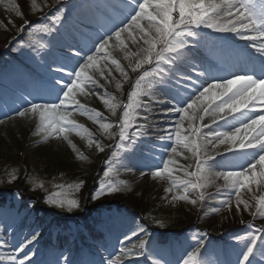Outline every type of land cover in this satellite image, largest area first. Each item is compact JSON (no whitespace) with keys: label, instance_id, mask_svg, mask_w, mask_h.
<instances>
[{"label":"snow or ice","instance_id":"6c2138e0","mask_svg":"<svg viewBox=\"0 0 264 264\" xmlns=\"http://www.w3.org/2000/svg\"><path fill=\"white\" fill-rule=\"evenodd\" d=\"M13 7L23 23L18 35L10 38L6 46L11 47L18 42L13 51L22 50L24 42L19 40V35L28 26V47L37 56L44 50L51 53L39 60L34 58L33 71L18 74L22 86L17 96L19 103L9 110L13 116H37L42 131L46 133L44 139L54 136L71 145L67 135L69 131L91 136L81 125L68 118L70 113L67 109L79 110L100 121L101 114L88 109L77 97L91 95L99 86L98 80L89 75V70L98 71L100 77L107 79L97 61H103L107 67L110 49L118 48L124 52L132 71L139 70L142 74L136 79L128 102L123 104L120 121L115 125L100 122V128L113 139L116 133L110 130L114 127L119 129L118 142L108 145L109 149L114 146L117 150L112 152V157L119 153L131 154L136 141L154 126L151 117H163L166 122L168 117L179 116V120H173L171 126L161 130L163 134L159 135V140L172 144L170 158L163 161V169L151 157L145 159L142 167L151 170L152 177L167 174L171 179L175 169L170 165L178 163L171 157L182 155L179 148L187 149L195 157L197 172L202 171V166L224 169L215 172V176L224 181L221 190L228 192L227 198L218 200L219 205L231 212L234 194L237 213L243 206V210L249 211L253 217L264 216V194L252 195L256 211H251L249 201L242 198V190L253 193V185L264 191V0H104L95 6L96 13L81 21V27L61 40L58 46L53 44V40L66 19L67 0H52L51 4L44 0L43 6L32 0V14L39 13L37 19L46 23L32 24L23 18L24 13L18 5ZM49 11L54 14L49 16ZM5 31L8 29L5 28ZM35 33H44L51 38L40 42L33 39ZM235 38L244 41V46L241 47ZM129 42L136 47L135 52L130 51ZM111 63L121 71L125 80L129 79L116 60ZM145 65L150 67L145 69ZM145 81L146 88L143 86ZM116 87L119 89L121 85L117 83ZM103 102L113 114L120 106L119 102L110 103L108 99ZM206 115L211 117L210 123L197 124V120L203 122ZM4 117L11 118L8 112L4 113ZM185 122L187 127H184ZM133 128L134 131H129ZM221 128L234 130L217 131ZM89 144H95L99 152L105 150L99 141L89 140ZM72 147L75 150V146ZM162 148L165 153L169 152L166 144ZM209 148L212 155L207 154ZM202 150L205 152L203 157ZM111 171V167L105 171L106 178ZM197 172L187 171L186 174L193 177L197 176ZM145 175L141 172V176ZM16 180L17 176L12 174L8 183ZM182 184V194L173 195L174 201H188L190 191L198 192L197 198L190 200L192 205L208 198L202 191L205 184L199 178L195 182L183 181ZM122 186H125L123 180L101 183L91 199L99 201L106 195L120 192ZM43 187V184L34 185L33 190ZM176 187L173 184L166 191L172 192ZM16 197L20 199L18 192ZM45 202L68 212L80 207L75 200L65 202L55 196ZM24 207L31 210L30 204ZM219 210V207L211 208L213 214ZM18 215L19 209L0 206V219ZM118 223V216L108 213L98 226L110 233ZM157 223L160 224L159 221ZM136 228L137 231L124 236L120 243L123 245L136 236L147 237L134 246L138 251L121 247L119 254L113 256L102 244L101 248L107 255L101 257L98 264H124L123 257L136 255L146 256L151 264H168L160 250L152 246L147 228L139 225ZM3 230L15 231L8 226H4ZM39 236L38 231H33L30 238L23 236L12 253L0 255V264H39L34 259L37 252L32 247ZM192 240L199 247L188 254L183 264H203L197 253L204 247L205 241L199 233L192 236ZM234 241V258L229 264H264V226L248 231L244 237L236 236ZM6 243L0 237V247ZM64 264H71V261L65 259ZM80 264L97 262L81 260Z\"/></svg>","mask_w":264,"mask_h":264},{"label":"rangeland","instance_id":"374dc122","mask_svg":"<svg viewBox=\"0 0 264 264\" xmlns=\"http://www.w3.org/2000/svg\"><path fill=\"white\" fill-rule=\"evenodd\" d=\"M36 3L39 6H43L42 0H36ZM14 4L19 6V9L24 13V15L30 16V13H32V0H0V39L1 34H5L3 28L13 26L11 23H9V21H14L15 16H17L13 7ZM37 14H35V16ZM129 49L132 52H135L137 50L136 47L130 42ZM110 52L111 56L109 57V60H114L112 59V57L116 56V61L119 63L120 67H122L123 71L128 74V69L125 67V62H127L128 60L124 58V52L115 47H112L110 49ZM97 62L100 63L101 61ZM100 68L104 71L105 76L108 73V70L106 69L107 67L103 65ZM120 73L121 71L119 70L115 72L114 75L117 76ZM89 75H92L94 79L98 80L99 86L92 92L91 95H81L77 98L80 100V103L85 105L88 109H94L95 112L101 114V119L99 122L94 119H86L81 125L83 129H86L88 133H91V136H88L83 132L78 134L76 131H69L67 135L69 140H71L72 142V144L69 145L67 141L63 140L62 138H56L54 136H50L47 139H44L46 133L42 131L39 118L37 116H33L32 114H27L24 117H17L12 115L10 116L11 118L7 120L1 118V120H3V123H0V180L6 179L9 181L12 174H15L16 176L22 174L23 168L21 162L25 161L26 164L24 165L31 168V172L28 174L26 179L28 183H25V185H30L32 188H34V185H44L42 189L35 188V191L37 193L44 194V199L40 200L42 203H46V199L53 196L58 199H62L65 202L69 200H75L79 203V209H75L72 212H68L66 209L61 210L53 205H49L46 203L47 205L53 207L54 209H57L58 211H61L67 216H70L75 212L79 213L82 205L88 206V202H91L90 195L94 191L96 192L97 187H99L101 183H107L109 181L108 179H111L113 183H118L119 181L123 180L125 181V186H122L123 191L132 193L135 196V202L132 201L131 197L126 198L127 205L134 202V204H138L141 208L143 207L142 210H144V208L147 209L146 216L148 213H153L155 217L169 219L172 222L182 223L184 221V219L182 218L184 209H187L188 211L193 210L195 208H198L203 202L201 203L200 201H198L196 205H192L190 201L186 203L179 199L174 201L172 199V196L178 195L176 190L174 189V191L172 192L166 191V189L170 187L166 186V184H164L163 181H160L159 178L152 177L149 173H147L144 177L134 181L136 177V166L134 164H132V167L130 168H127L126 166L117 167V165L115 164V160H111L101 169L100 175L102 176L103 181H100L97 187H92L83 183L81 184V181L89 176L88 171L83 169V167L86 165L87 159H91V154L89 155L86 152H83L78 156L77 153L81 152V148L83 146H85L89 152L90 149H92L94 153H97L95 144H89V140L104 141V137L106 135H109L100 128V122L111 123V121L107 117V113H109L110 110L103 101L105 99H108L110 103H117L116 95L102 94L101 81H103L105 85H109L106 79L104 77H100L98 71L94 72L93 70H89ZM117 83L114 84V90L117 93H121L123 85L119 83L121 87L117 89ZM113 98L115 99L113 100ZM205 103H207V101H205ZM117 109L115 113L117 112ZM67 113H70L68 118L74 120L77 124L82 122L80 119H78L79 113L76 110L69 108L67 109ZM110 113L112 112L110 111ZM206 117L208 116L206 115ZM112 130L113 129H111L110 131ZM149 144L151 146V142ZM72 145L75 146V150H73ZM209 149L206 150L207 154H209ZM204 154L205 152L204 150H202L201 157H203ZM77 156L84 164L81 163ZM179 156L181 155L171 157L178 162L176 164L170 165V168L174 167L175 169V181L173 183H178L180 181L186 180L187 178H190L186 174L187 171L197 172L195 157L192 154L184 153L177 160V157ZM62 157H66L68 159L67 165H65L63 162L60 164L59 160H61ZM169 158L170 155L168 156V159ZM79 167L82 168L79 169ZM109 167L112 168V171L109 172V175L106 178L104 173ZM98 169L99 168H96L94 169V171H97ZM129 169H131V171H129ZM213 175L214 172H211V169L204 168L202 166V171L197 172V176H195L194 179L197 180V178H199L201 182L205 184V187L202 189V191L205 192L208 198H227L228 192L221 190V186L224 184V181L222 179L216 178ZM131 181H134L132 182V185L130 184ZM77 185H79V187H77ZM252 188L253 193H248L247 190H242V198L245 199L246 197L250 200L249 203L251 211H253V209L255 208V200L252 199V195L255 194L258 196L264 194V191L258 190L255 185H253ZM18 189L24 188L18 185ZM24 191L27 194L32 195V191H28L26 189H24ZM218 191L220 192V195H216ZM117 194L118 193H114L112 197H116ZM36 196L38 195L36 194ZM196 198L197 196L194 199ZM117 199H111V204H116L118 202ZM12 201L15 202V205H13L12 208L16 209V204L18 203L16 195L12 196ZM232 201L233 207L231 209V212H229L228 208L217 204L213 207H219V212L213 214L210 211L209 213H207L208 217L201 222L209 226L207 230L208 232L212 233L214 236L231 232L233 237H236L238 236V233L231 229V227L235 225H243V227H245L246 221L255 222L256 220L262 219V223L264 224V216L253 217L250 215L249 211L243 210V206H241V212L237 213L234 207V194L232 195ZM24 210L19 211V215H21ZM28 217H31V215H29ZM208 218L209 220H212V223L207 222ZM8 220L11 221V223H7L6 226L10 227L11 229L12 227H16L18 219L15 222H12L13 216H9ZM241 221H244V223H242ZM2 223V219H0V225ZM191 226H193V223H189L186 229H189ZM260 226L264 225L260 224ZM35 227L38 230L39 225L35 224ZM12 232L6 231V235H11V237L15 239L17 237V233L19 232L17 230ZM31 233L32 231H29V238ZM53 234L54 233H52V236ZM192 235L193 233L192 231H190L186 236H184V239L187 243L186 249L188 253L194 252L198 248L195 244H191L192 242L190 237ZM230 241H234V238L232 240H229V242ZM8 242H10V240H8ZM40 242L41 239L39 238L38 241L32 246L33 248L35 246L37 247L35 249L37 252L36 255L39 254L38 243ZM124 245L125 243L121 246ZM15 246H18V244H16ZM15 246L6 243L0 248V253L2 254V256H7L13 252V248ZM118 254V252H116V254L113 253L114 256ZM216 254L217 256H215V259L221 257L222 252H216L211 255L210 258L214 257V255ZM72 256V258L66 256L65 259H68L70 261L72 260L71 263H73L76 260L75 253ZM37 258L38 257H34L35 260H37ZM205 259L207 260V258ZM64 260L59 262V264H64ZM39 264L42 263L39 262ZM206 264L209 263L206 262Z\"/></svg>","mask_w":264,"mask_h":264}]
</instances>
